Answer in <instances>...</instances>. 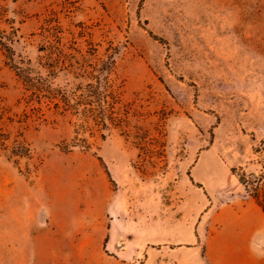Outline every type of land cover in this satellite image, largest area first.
I'll use <instances>...</instances> for the list:
<instances>
[{"label": "rangeland", "instance_id": "rangeland-1", "mask_svg": "<svg viewBox=\"0 0 264 264\" xmlns=\"http://www.w3.org/2000/svg\"><path fill=\"white\" fill-rule=\"evenodd\" d=\"M257 193L264 0H0V264H264Z\"/></svg>", "mask_w": 264, "mask_h": 264}, {"label": "trees", "instance_id": "trees-1", "mask_svg": "<svg viewBox=\"0 0 264 264\" xmlns=\"http://www.w3.org/2000/svg\"><path fill=\"white\" fill-rule=\"evenodd\" d=\"M2 45H6V44H2ZM10 51H12V50H10ZM26 79H28V78H24V80H26ZM37 83H40V81H38ZM254 198L256 199V201L258 202L259 206L262 208V210L264 212V198H262L259 193L255 194Z\"/></svg>", "mask_w": 264, "mask_h": 264}]
</instances>
